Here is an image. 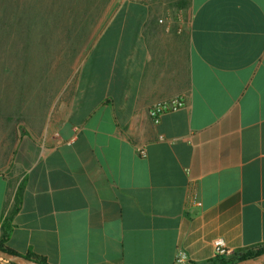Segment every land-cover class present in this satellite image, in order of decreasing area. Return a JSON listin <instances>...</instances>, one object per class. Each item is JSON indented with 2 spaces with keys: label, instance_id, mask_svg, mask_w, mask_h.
<instances>
[{
  "label": "crops",
  "instance_id": "0c3cea01",
  "mask_svg": "<svg viewBox=\"0 0 264 264\" xmlns=\"http://www.w3.org/2000/svg\"><path fill=\"white\" fill-rule=\"evenodd\" d=\"M181 1L121 0L54 94L0 91V237L20 199L7 246L49 264H207L217 238L264 244V0Z\"/></svg>",
  "mask_w": 264,
  "mask_h": 264
},
{
  "label": "rangeland",
  "instance_id": "374dc122",
  "mask_svg": "<svg viewBox=\"0 0 264 264\" xmlns=\"http://www.w3.org/2000/svg\"><path fill=\"white\" fill-rule=\"evenodd\" d=\"M81 1L85 3L86 11L80 8ZM120 2L0 0V91L13 85L16 92L29 88L33 102L41 100L40 96L47 93L54 94L63 84V74L71 67L75 68V45L84 41L89 31L93 37ZM32 5L39 8L34 11ZM80 20L87 22L86 27L79 28L84 33L81 38L75 36V22ZM29 66L27 76L25 71ZM0 264L8 263L0 259Z\"/></svg>",
  "mask_w": 264,
  "mask_h": 264
},
{
  "label": "trees",
  "instance_id": "16d2710c",
  "mask_svg": "<svg viewBox=\"0 0 264 264\" xmlns=\"http://www.w3.org/2000/svg\"><path fill=\"white\" fill-rule=\"evenodd\" d=\"M187 3H188L187 1L182 0L181 2L177 3L176 5L179 6L180 8H182V7L186 6ZM79 4L81 5L80 8H82V10H85V11L87 10L84 7L85 6V3H82V1H81V3H79ZM38 8L39 7L37 5H32V9L34 11L37 10ZM88 10H89V7H88ZM51 22H50V20H48V24H51ZM86 26H87V22H85V21L80 20V21H78V23L75 22V28H76L75 36H78L79 38H81L84 33L82 32V29L79 30V28L80 27L81 28H84ZM32 61H33V59H31L29 65L31 64ZM30 69L31 68L29 66L28 69L25 71V72H27L28 75L30 74V72H29ZM19 202H20L19 194H17V198H16V201H15V205L9 211L7 217L5 218L4 224L2 226V235L0 237V248L3 249V250H5V251L11 252V253H18L17 251H15L12 248H10L9 246H7L6 245V241L8 240V238L10 236V232H11V228H12V220H13L14 215L18 211V204H19ZM262 253H264V244L258 245V246H255V247H252L250 249L236 251L229 258H225V259L213 258L211 261L207 262V264H232V263H234L236 261H239V260H242V259H245V258H249V257H255V256H258V255H260ZM25 256L28 257V258H31L33 260L39 261L41 263L49 264L47 262V260L44 257H42V256L35 255V254H30V253L25 254ZM6 262L8 264H15V263H12V262H9V261H6Z\"/></svg>",
  "mask_w": 264,
  "mask_h": 264
},
{
  "label": "built area",
  "instance_id": "2783aa9c",
  "mask_svg": "<svg viewBox=\"0 0 264 264\" xmlns=\"http://www.w3.org/2000/svg\"><path fill=\"white\" fill-rule=\"evenodd\" d=\"M184 101L181 99H174L172 101L161 102L153 106L150 115L153 118L154 122L157 123L160 120L161 115L167 110H176L184 105ZM139 153L143 156L146 155V151L143 148H139ZM197 205H201V201L195 200ZM215 246V257L219 259L229 258L234 254L233 249L229 248L226 245V242L223 238H217L214 241ZM189 259L184 250H179L176 255L175 263L176 264H185L188 263Z\"/></svg>",
  "mask_w": 264,
  "mask_h": 264
},
{
  "label": "water",
  "instance_id": "95a60500",
  "mask_svg": "<svg viewBox=\"0 0 264 264\" xmlns=\"http://www.w3.org/2000/svg\"><path fill=\"white\" fill-rule=\"evenodd\" d=\"M0 259H4L6 261H9L15 264H44L39 261L28 258L25 255H21L18 253H11L1 248H0ZM232 264H264V253L258 256H255V257H249V258L236 261Z\"/></svg>",
  "mask_w": 264,
  "mask_h": 264
}]
</instances>
